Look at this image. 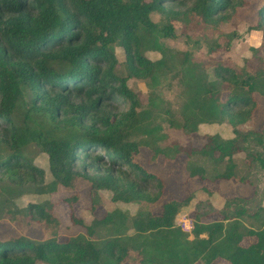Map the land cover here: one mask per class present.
<instances>
[{"label":"trees","instance_id":"obj_1","mask_svg":"<svg viewBox=\"0 0 264 264\" xmlns=\"http://www.w3.org/2000/svg\"><path fill=\"white\" fill-rule=\"evenodd\" d=\"M245 2L0 0V219L22 215L55 227L42 240L23 234L0 239V264H212L217 258L264 264V185L240 175L235 162V153L244 151L248 164L264 170V131L239 129L252 118L255 94L264 97V62L253 68L245 58L242 65L219 62L205 68L185 54H170L154 36L173 37L170 20L185 16L227 22ZM152 12L169 21L158 28ZM252 29L264 31V5ZM115 44L125 51L128 76L117 71ZM148 51L161 57L152 60ZM175 62L183 66L181 103L172 110L158 86ZM129 77L145 81L146 106L128 86ZM164 123L186 134L230 125L227 137L204 133L206 144L186 153V170L191 177L252 186L257 209L249 213L245 198L228 199L220 219H196L189 230L176 223L188 199L170 200L154 215L148 205L159 200L164 184L135 155L141 147L150 149L152 158L162 154L168 160L183 152L176 142L161 147ZM32 145L48 157L50 182L29 159ZM77 177L90 182L95 205L99 191L106 190L112 201L139 208L134 214L115 208L90 224L74 218L85 233L60 242L49 201L16 206L15 199L26 193L71 187ZM247 236L255 241L244 244Z\"/></svg>","mask_w":264,"mask_h":264},{"label":"rangeland","instance_id":"obj_2","mask_svg":"<svg viewBox=\"0 0 264 264\" xmlns=\"http://www.w3.org/2000/svg\"><path fill=\"white\" fill-rule=\"evenodd\" d=\"M263 5L264 0H246L244 6L238 8L229 21L220 24H208L193 16L171 19L174 36L165 37L162 33L156 32L154 33L156 44L170 54H181V56L185 54L188 59L205 68H210L219 62H234L242 65L245 58H250L251 66L255 68L260 62H264V31L252 29L257 25L258 15ZM150 17L158 28H162L169 21L166 15L158 12H152ZM114 50L118 60L117 71L122 76H128V61L124 49L115 44ZM145 55L152 60L161 57V53L158 51H148L145 52ZM175 64L173 69L161 76L158 86L161 97L172 110H177L181 103L180 81L183 66H179L176 62ZM127 84L138 94L142 106H146L148 88L145 81L129 77ZM255 99L257 106L251 120L239 126V129L246 133L264 131V97L255 94ZM120 108L123 106L120 105ZM162 132L166 137L160 143L161 147L176 142L181 146L183 152L176 158L168 160L162 154L152 158L150 149L141 147L135 155V161L148 172L159 177L164 184L159 200L148 205L154 215H159L163 204L170 200L183 202L188 199L187 205L182 207L177 214L176 223L185 230H189L196 219L201 222L220 219L225 210V201L228 199L245 198L247 200L244 205L248 208L249 213L257 209L258 202L252 198V186L246 184L245 188L241 186L244 191H240V189L236 191L234 185L238 181L234 179L211 181L200 176L191 177L186 170L188 161L186 153L194 148L200 149L206 144L207 139L204 137V133L216 132L227 137L232 135L230 125L222 123L213 126L212 129L203 127L196 133L186 134L170 128L164 123ZM243 144L250 148L254 146L251 142H243ZM28 155L34 164L44 170L45 181L50 182L52 177L48 169L47 155L34 145L29 147ZM246 158L247 155L244 151L235 153L236 168L239 174H247L251 180L259 182L262 187L264 185V170L255 163L248 164ZM209 171H211V167H209ZM98 199L99 202L95 205L92 202L90 182L82 177H77L71 187L58 186L55 191L44 194L26 193L16 198L15 203L19 209H26L30 203L49 201L52 205L53 215L59 222L57 236L60 242L66 241L71 236L85 233V228L76 223L74 218L83 221L84 224H90L94 219H101L107 212L115 208L128 211L130 214H134L139 208L136 203L112 201L111 193L106 190L99 191ZM227 209H229L228 212L232 211L231 208ZM244 221L248 223L251 220L244 216ZM53 231H55L54 226H49L44 222L29 221L22 215L18 217L15 215L14 218L5 216L0 219V239L2 241L20 234L35 240H42L50 236ZM251 240L252 238H246L244 244H249L248 242ZM212 264L229 263L222 259H215Z\"/></svg>","mask_w":264,"mask_h":264},{"label":"crops","instance_id":"obj_3","mask_svg":"<svg viewBox=\"0 0 264 264\" xmlns=\"http://www.w3.org/2000/svg\"><path fill=\"white\" fill-rule=\"evenodd\" d=\"M241 186L245 188V186H243V185H241V184H239V183H237L236 185H234V188L236 189V191H237V189H240V191H244V190H242ZM252 193L254 194V191H252ZM252 193H251V194H252ZM262 206L264 207V198H263V200H262ZM246 238H248V239H251V238H252V240L248 242L249 244H250L251 242H254V241H255V238H254V237H252V236H247V237H245V238L243 239V241H244L243 243H246V242H245V239H246ZM217 259H222V258H217ZM222 260H224V259H222ZM224 261H225V260H224ZM226 262H227V261H226Z\"/></svg>","mask_w":264,"mask_h":264}]
</instances>
